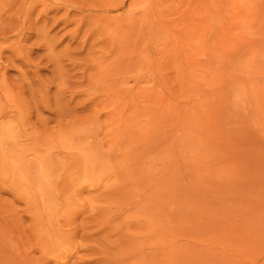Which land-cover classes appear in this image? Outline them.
<instances>
[{"label":"rangeland","instance_id":"1","mask_svg":"<svg viewBox=\"0 0 264 264\" xmlns=\"http://www.w3.org/2000/svg\"><path fill=\"white\" fill-rule=\"evenodd\" d=\"M0 264H264V0H0Z\"/></svg>","mask_w":264,"mask_h":264}]
</instances>
